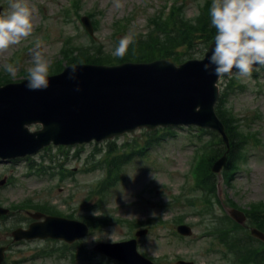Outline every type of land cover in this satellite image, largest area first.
Returning a JSON list of instances; mask_svg holds the SVG:
<instances>
[{"label":"rangeland","instance_id":"1","mask_svg":"<svg viewBox=\"0 0 264 264\" xmlns=\"http://www.w3.org/2000/svg\"><path fill=\"white\" fill-rule=\"evenodd\" d=\"M174 1L120 0L123 7L116 8L113 0H26L33 9L34 31L20 45L0 53V73L5 72L4 66L8 63L15 64L19 69L15 77L9 74L3 81L26 78L27 69L32 66L30 49L37 40L50 60L52 72L60 59L66 64L65 53H62L66 46L70 48L73 43V46L82 43L91 45L92 50L88 51L96 55L94 50L102 45L104 52L113 54L117 38L146 33L148 17L162 9L165 3ZM12 2L0 0L1 13L10 12ZM203 3L205 0H185L186 16H197ZM69 8L71 10L67 14ZM74 8L81 17L94 13L93 17L98 21L94 37L85 30L78 13L74 15ZM126 18L132 20L127 22ZM117 22L127 23L125 31L121 27L119 30L116 28ZM212 42L198 45L191 56L202 58ZM232 76L236 83L243 86L241 90L232 91L226 98V104L235 113L237 130L247 140L242 142L237 153L238 168L231 170V166L226 168L225 164L216 174L215 196L220 202L215 200L218 203L215 210L217 213H228L234 207L247 215L251 207L264 203V69L253 71L251 78H242L236 73ZM230 77L220 78L221 90ZM172 128L173 135L149 145L142 155L133 153L127 157L121 170L122 179L119 178L101 200L99 195L91 193L106 175V166H100L99 162L109 156L110 140L115 143L112 154L120 155L123 151L129 154L133 145L143 147L148 139L146 132L152 131L136 129L101 142L64 148L51 145L37 155L0 161V181L7 178L4 185L0 184V204L9 209L7 215L0 217V246H8L3 264H121L94 251V246L100 242L112 243L110 237L115 242L128 240L135 237L137 230L144 228L149 231L137 237L138 250L155 264H178V260L194 261L195 264H232V254L225 256L223 252L227 251L226 248L208 233L210 215H205L206 221L202 223V217L186 202V196L202 193L190 189L194 176L191 169L196 154L213 133H202L196 126ZM256 131L258 136L254 134ZM227 169L231 170L229 182L223 178ZM61 170L65 173L64 177ZM178 196L181 197L180 202H177ZM26 201L49 202L56 207L58 216L70 218L68 215L72 213L73 219L85 223L92 218L105 219L106 215L111 218L107 217L106 223L96 224L89 235L69 244L68 249H65L67 244L63 240L33 238L16 241L13 230L27 228L36 220L29 212L39 210L44 215L51 212L21 206ZM94 210H99L100 216H93ZM177 215H181L184 223L193 228L191 237L177 233L174 223ZM127 220L138 224L130 228ZM228 227L233 230L232 226ZM219 234L221 239L227 238L226 232ZM235 237L245 242L247 235L237 233ZM42 250L49 252L42 254ZM233 253L237 257L236 250Z\"/></svg>","mask_w":264,"mask_h":264},{"label":"water","instance_id":"2","mask_svg":"<svg viewBox=\"0 0 264 264\" xmlns=\"http://www.w3.org/2000/svg\"><path fill=\"white\" fill-rule=\"evenodd\" d=\"M1 10L0 6V13ZM82 21L93 33L90 18L85 16ZM213 45L203 58L180 65L166 59L110 66L76 64L75 79H69L70 65L62 73L49 76L46 90H29L26 79L0 86V158L7 160L37 153L52 141L67 145L100 141L137 128L153 130L182 124L218 130L229 147L225 126L215 111L219 78L204 70ZM36 124L42 128L33 131L31 126ZM226 161L227 155L219 158L213 171L219 172ZM4 183L5 179L0 182ZM7 212L8 209L0 206V214ZM230 212L239 222L246 220L243 212L237 209ZM32 216L43 215L37 212ZM178 231L192 234L191 227L185 224ZM88 233L89 226L84 222L46 216L27 230L16 229L13 235L16 240L51 236L74 242ZM144 233L146 230L137 232ZM252 234L264 240L260 229L253 228ZM4 249L0 248V264ZM95 249L126 264H154L138 252L136 239L100 243ZM178 264L194 263L179 261Z\"/></svg>","mask_w":264,"mask_h":264},{"label":"trees","instance_id":"3","mask_svg":"<svg viewBox=\"0 0 264 264\" xmlns=\"http://www.w3.org/2000/svg\"><path fill=\"white\" fill-rule=\"evenodd\" d=\"M212 1L206 0L201 12L193 17H187L185 11V3L176 1L170 7L167 13L166 9L154 14L149 19V28L147 34H140L133 36L135 43L130 45L127 54L123 58H118L113 56L111 52H104L102 45L98 46V50H94L97 54H93L88 50L92 48H87L88 45H76L71 44L70 48H65L63 53H65L66 63H93V64H105L114 65L122 63L125 61H136V62H149L156 59H170L175 63H182L183 61L194 58L191 56L192 51L200 44H209V42L214 41V36L216 30L211 26V18L209 14V9L211 7ZM79 15V12H77ZM98 22H96L97 25ZM120 39H118L119 42ZM96 48V49H97ZM56 69L50 73L60 72L64 68V61L59 60L56 65ZM7 76L5 74H0V85L5 83L3 78ZM10 81L9 79L6 82ZM232 90V89H231ZM224 97H227V93L219 99L216 110L220 118L223 120L226 126V130L231 139L232 149L229 155V160L226 168L231 166L237 169L238 164L236 163L237 153L241 150L242 142L246 141V137L241 132L237 130V122L227 108L224 106ZM172 128H160L152 133L150 139L147 142L159 141L163 137L170 133ZM162 131V132H161ZM203 132V131H202ZM217 134L214 138L217 140ZM243 137V140H242ZM201 139V138H200ZM221 141V138H219ZM242 140V141H241ZM146 142V144H147ZM214 142V140H212ZM201 147V151H202ZM226 151V147L219 142L217 145L215 142L209 150H204L202 153L196 154L195 160L193 162V173L195 176V190H203L204 194L193 197L189 200V203L193 206L194 212L202 217L201 222L205 223V215H210V228L211 232L217 234L219 240L224 244L228 250H236L237 260L241 263L250 264H264V251L259 250V245L252 242V237L247 236L245 242L243 239H237L235 237L236 233L230 230V224L234 221L228 216V214H217L215 210V193H217V182L216 174L212 172L213 163ZM128 155H122L121 157L126 162L125 158ZM240 158V157H239ZM116 159V158H114ZM121 166L116 161L111 162L109 177L103 182V188L110 186L111 179L113 176H118V168ZM230 170V171H231ZM230 171L225 170L226 181L229 182ZM179 197H177L178 199ZM199 200V201H197ZM202 202L203 204H201ZM232 202V201H231ZM234 203V202H232ZM201 204V207H198ZM235 204V203H234ZM25 205L34 208H41L42 210H51L50 213L55 212V207L47 206L43 204H31L26 202ZM39 206V207H38ZM250 222L253 225L259 227L264 231V203L258 206H253L250 208ZM0 217H2L0 215ZM106 219V220H105ZM99 219L98 223L107 222V218ZM97 222V219H96ZM89 223L93 226L95 223L92 221ZM131 224H136L131 222ZM220 232H226L227 238L221 239Z\"/></svg>","mask_w":264,"mask_h":264},{"label":"clouds","instance_id":"4","mask_svg":"<svg viewBox=\"0 0 264 264\" xmlns=\"http://www.w3.org/2000/svg\"><path fill=\"white\" fill-rule=\"evenodd\" d=\"M113 2L116 8L123 7L120 0ZM10 8V12L0 13V53L20 45L34 31L33 9L26 0H13ZM209 14L216 33L204 70L222 79L234 72L239 77L251 78L254 70L264 69V0H212ZM134 43L131 35L123 36L113 56L123 58ZM31 56L26 86L31 91L46 90L50 85V60L44 55L39 40ZM4 70L15 77L19 69L8 63ZM68 71L69 79H75L78 66L73 64ZM100 213L94 210L92 215L100 216Z\"/></svg>","mask_w":264,"mask_h":264}]
</instances>
